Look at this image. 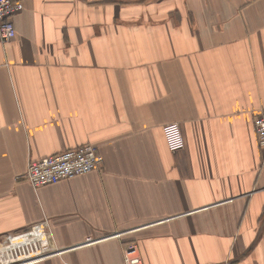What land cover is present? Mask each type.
<instances>
[{"label":"crops","instance_id":"1","mask_svg":"<svg viewBox=\"0 0 264 264\" xmlns=\"http://www.w3.org/2000/svg\"><path fill=\"white\" fill-rule=\"evenodd\" d=\"M12 20L0 240L46 219L61 252L30 264H124L132 241L143 264H264V0H23ZM84 143L99 168L25 179L29 159Z\"/></svg>","mask_w":264,"mask_h":264},{"label":"built area","instance_id":"2","mask_svg":"<svg viewBox=\"0 0 264 264\" xmlns=\"http://www.w3.org/2000/svg\"><path fill=\"white\" fill-rule=\"evenodd\" d=\"M23 0H0V42L5 43L15 35L13 16L22 10ZM257 143L264 149V107L258 110L252 120ZM162 132L167 147L171 150L184 144L178 122H166ZM103 158L97 147L84 143L74 148H67L37 159H29L24 173L25 179L33 188L55 183L74 175L85 174L100 167ZM122 232H115L106 237H119ZM87 241L91 242L89 238ZM53 242L49 223L46 219L36 222L27 229L3 235L0 240V264H30L45 257L58 254ZM122 257L124 264H143L137 244L123 243Z\"/></svg>","mask_w":264,"mask_h":264}]
</instances>
